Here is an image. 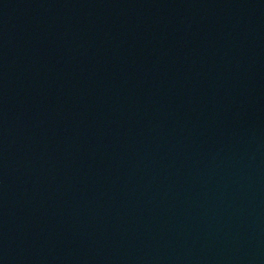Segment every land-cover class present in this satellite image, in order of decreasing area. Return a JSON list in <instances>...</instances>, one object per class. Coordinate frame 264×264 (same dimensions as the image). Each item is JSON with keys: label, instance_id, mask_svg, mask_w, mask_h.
Instances as JSON below:
<instances>
[{"label": "water", "instance_id": "95a60500", "mask_svg": "<svg viewBox=\"0 0 264 264\" xmlns=\"http://www.w3.org/2000/svg\"><path fill=\"white\" fill-rule=\"evenodd\" d=\"M0 264H264V0H0Z\"/></svg>", "mask_w": 264, "mask_h": 264}]
</instances>
